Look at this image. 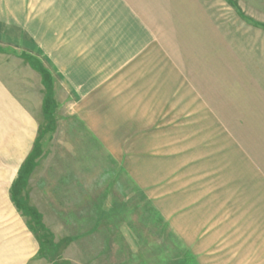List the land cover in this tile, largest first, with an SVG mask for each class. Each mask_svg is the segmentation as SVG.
Listing matches in <instances>:
<instances>
[{"label": "rangeland", "instance_id": "1", "mask_svg": "<svg viewBox=\"0 0 264 264\" xmlns=\"http://www.w3.org/2000/svg\"><path fill=\"white\" fill-rule=\"evenodd\" d=\"M132 4L155 37L112 55V159L89 131H60L55 81L50 131H0V264L44 247L49 264H197L172 231L174 190L186 199L188 177L205 175L247 190L258 176L264 198V0ZM36 141L20 197L40 225L9 191Z\"/></svg>", "mask_w": 264, "mask_h": 264}, {"label": "crops", "instance_id": "2", "mask_svg": "<svg viewBox=\"0 0 264 264\" xmlns=\"http://www.w3.org/2000/svg\"><path fill=\"white\" fill-rule=\"evenodd\" d=\"M132 1L0 0V131H48L40 118L55 81L66 92L54 102L60 131H89L112 159V55H136L155 37ZM239 180L190 176L186 199L174 190L172 231L197 264H264L260 177L247 190ZM19 263L49 264L33 253Z\"/></svg>", "mask_w": 264, "mask_h": 264}, {"label": "trees", "instance_id": "3", "mask_svg": "<svg viewBox=\"0 0 264 264\" xmlns=\"http://www.w3.org/2000/svg\"><path fill=\"white\" fill-rule=\"evenodd\" d=\"M42 74H46L44 71H41ZM53 103L50 100V98L48 96L45 97L44 100V114L46 115L47 118H49V122L46 126V130L50 129L51 127L49 126V124H51L52 122V107H53ZM46 133V131H42V133L39 135V138H41V136ZM38 138V140H39ZM39 149H38V141H36V143L34 144L32 150L30 151V153H28V155L26 156V158L23 161L22 167H21V173L16 177L15 181L12 183V185L9 188L10 191V195H11V199L14 202L15 206L19 209V210H24L29 216H31V218L33 219V221L37 224L40 225V214L37 212V210L31 206H27L26 204L23 203V201L21 200V192L23 190V188L26 185V181L28 176L30 175V173L32 172L33 168H34V160L39 156ZM43 256L46 259H50L48 256V252L47 250L43 249Z\"/></svg>", "mask_w": 264, "mask_h": 264}]
</instances>
